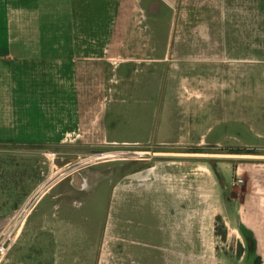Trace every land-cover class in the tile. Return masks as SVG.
Listing matches in <instances>:
<instances>
[{"label": "crops", "instance_id": "crops-1", "mask_svg": "<svg viewBox=\"0 0 264 264\" xmlns=\"http://www.w3.org/2000/svg\"><path fill=\"white\" fill-rule=\"evenodd\" d=\"M139 4L159 27L155 0ZM124 9L0 0V144L99 156L62 175L75 160L59 164L2 264H92L110 219L134 264H217V222L246 245L236 264H264V74L221 61L208 70L205 39L158 28L131 54ZM11 191L18 203L30 188Z\"/></svg>", "mask_w": 264, "mask_h": 264}, {"label": "rangeland", "instance_id": "rangeland-1", "mask_svg": "<svg viewBox=\"0 0 264 264\" xmlns=\"http://www.w3.org/2000/svg\"><path fill=\"white\" fill-rule=\"evenodd\" d=\"M139 1L121 0L125 9L120 13V27L122 35L127 38V46L131 54L134 53L136 37L148 35L149 28L152 31L154 28L155 34L158 28L159 36L165 37L171 34L192 40L205 39L208 44V53L205 57L208 70L215 66V62L221 61L227 68L249 67L255 68L257 74H264V0H155L159 10L153 15L154 18L159 19V27L156 26L158 24H152V20L149 19L150 12L144 9L141 11ZM145 3L146 0H143L144 5ZM165 3L175 11L167 12L163 7ZM173 19L178 22L171 23L168 27L166 20L173 21ZM246 37H249V43H246ZM210 46L212 49L209 52ZM215 48L217 51L220 49L221 54H216ZM237 55L238 60L235 59ZM111 63L113 67L117 64V60H111ZM212 78L208 75V81ZM257 78L259 77L256 76ZM149 156L143 154L141 158L149 160L138 162L139 167L142 165L146 169V174L151 173L150 166L154 162ZM118 157L116 155L114 159ZM66 160L76 161L77 157H52L50 154L45 155L43 149L38 147L0 144V228L23 202L14 203L12 201L14 197L8 196L12 192V187H16L21 193L24 183L25 187L30 188L29 194H31L46 181L48 176H53L58 171L59 164ZM110 221L112 219L108 221L106 230L95 247L92 264H134L133 258H125L122 251L124 235L120 234L117 224ZM192 223L189 246L192 251L198 252L200 243L196 232L199 229V222ZM215 227L217 234H221V239L217 238L218 245H216L219 259L217 264H222L221 258L224 264H236V256H241L243 252L245 255L246 245L241 244L237 238L227 235L225 230H221L220 222H217ZM243 264H246V261Z\"/></svg>", "mask_w": 264, "mask_h": 264}, {"label": "built area", "instance_id": "built-area-1", "mask_svg": "<svg viewBox=\"0 0 264 264\" xmlns=\"http://www.w3.org/2000/svg\"><path fill=\"white\" fill-rule=\"evenodd\" d=\"M50 156L54 157L56 155L50 154ZM99 156H86V157H77V160L71 166L69 171L62 172V174H66L74 170L78 165L90 163L95 158ZM53 158L51 162L53 163ZM58 172H55L54 175L48 176L46 181L42 183L34 192L29 194V196L23 200L22 204L11 214V216L6 220L3 226L0 228V264H2L11 248L17 243L19 237L22 233V229L30 215L36 206L38 200L46 191V189L50 186V184L54 181V179L58 176Z\"/></svg>", "mask_w": 264, "mask_h": 264}]
</instances>
